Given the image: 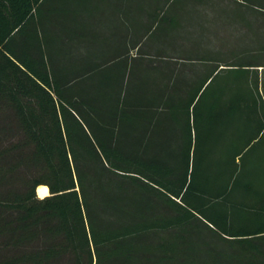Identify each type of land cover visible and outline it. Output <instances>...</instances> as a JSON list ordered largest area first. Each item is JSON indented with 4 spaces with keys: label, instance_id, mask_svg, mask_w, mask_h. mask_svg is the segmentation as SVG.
I'll return each instance as SVG.
<instances>
[{
    "label": "trees",
    "instance_id": "obj_1",
    "mask_svg": "<svg viewBox=\"0 0 264 264\" xmlns=\"http://www.w3.org/2000/svg\"><path fill=\"white\" fill-rule=\"evenodd\" d=\"M41 1L0 0V105L23 136L0 147V264H264V206L255 224H230L215 212L218 167L196 160L203 88L167 107L185 118L182 144L156 146L154 96L132 82L77 98L44 57L6 54ZM198 221L210 244L194 236Z\"/></svg>",
    "mask_w": 264,
    "mask_h": 264
},
{
    "label": "crops",
    "instance_id": "obj_2",
    "mask_svg": "<svg viewBox=\"0 0 264 264\" xmlns=\"http://www.w3.org/2000/svg\"><path fill=\"white\" fill-rule=\"evenodd\" d=\"M135 3L131 0H42L23 26L7 38L10 51L6 54L44 57L60 82L76 81L77 98L123 95L132 83L137 94L153 95L160 113L155 117L153 144L156 146L182 144L180 136L184 135L181 128L185 127V118L168 111L167 107L187 104L189 96L199 87L204 92L199 111V123L204 128L210 125L211 118L225 124L228 116L234 115L252 121L253 135L264 129V0L178 3L176 17H173L175 12L171 17H161L156 39H201L204 45L201 49L195 48L197 66L180 70L176 75L173 67L162 69L165 73H160L158 78L156 74L154 85L141 83L135 75L128 76L132 64L119 58L110 72L121 68L124 74L120 80L115 76L111 79L99 76L104 70L100 67L108 64L105 56H124L131 34L134 33L135 39H142L147 33V24L137 20L146 16L142 11L144 6L140 1ZM152 9L153 19L159 17L161 7ZM137 67L133 64L136 72ZM225 71L228 73L224 76ZM193 107L194 104L192 110ZM246 128L242 135L249 130ZM126 129L131 130L132 125L127 124ZM139 129L146 128L139 125Z\"/></svg>",
    "mask_w": 264,
    "mask_h": 264
},
{
    "label": "rangeland",
    "instance_id": "obj_3",
    "mask_svg": "<svg viewBox=\"0 0 264 264\" xmlns=\"http://www.w3.org/2000/svg\"><path fill=\"white\" fill-rule=\"evenodd\" d=\"M131 1L134 3L136 1L142 2L144 6L142 11L146 16L137 20H143L147 24V33L142 39H135L134 33H132L129 49L124 56H105L104 61L108 64L100 67L104 70L99 73V76H107L110 79L115 76L118 78L117 80H120L124 74L121 68L117 72H110L114 63H118L119 59L121 62L122 60L123 62H131L132 68L128 76L131 74L134 77L135 75V79L140 78L141 83L145 84L146 82L149 85H151L150 83L154 85L156 74L158 78L160 73H165V71L162 72V69L173 67L174 75H176L180 70L197 66V59L194 54L196 53L195 48L201 49L204 45L201 39L192 41L156 39V29L160 28L161 17H171V13L177 9L175 6L184 0ZM154 6L161 7V14L153 19L151 10L153 11L152 7ZM173 17H176V12ZM156 45L158 48L155 47ZM133 64L138 66V73L134 70ZM227 73L225 71L222 75L225 76ZM173 77L175 78V76ZM218 121L216 118H211L210 125L206 128L198 124L197 140H194L195 143L197 141L198 146L196 160L199 161L200 159L201 161L203 158H207L206 163L218 167V170L212 171L214 181L211 192L219 196V201L215 202L218 206V210L215 212L220 211L228 214L231 219L230 224L237 228L253 222L255 224L256 216L264 206V129L257 135H253L255 130L251 127L252 121L241 120L234 115H229L225 124ZM247 126L249 130L242 135V131L247 130ZM21 138H23L22 132L11 118V112L6 108L2 109L0 105V147L16 145L18 141H21ZM237 154L240 156L237 157ZM220 190L222 191L216 194ZM210 212L214 214L213 211L210 210ZM195 224L194 236L196 234L203 245L205 243L210 244L212 237L207 232L204 223L198 221Z\"/></svg>",
    "mask_w": 264,
    "mask_h": 264
},
{
    "label": "bare ground",
    "instance_id": "obj_4",
    "mask_svg": "<svg viewBox=\"0 0 264 264\" xmlns=\"http://www.w3.org/2000/svg\"><path fill=\"white\" fill-rule=\"evenodd\" d=\"M37 194L40 198H45L50 195L49 188L47 186H41L37 189Z\"/></svg>",
    "mask_w": 264,
    "mask_h": 264
}]
</instances>
